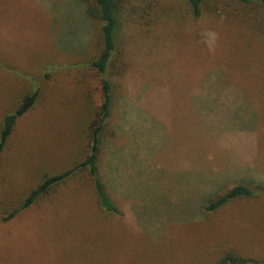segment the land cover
<instances>
[{
    "label": "rangeland",
    "instance_id": "1",
    "mask_svg": "<svg viewBox=\"0 0 264 264\" xmlns=\"http://www.w3.org/2000/svg\"><path fill=\"white\" fill-rule=\"evenodd\" d=\"M122 1L98 162L120 216L83 169L5 222L88 157L102 23L95 0H0V131L38 94L0 155V264H264V5ZM238 185L254 195L206 212Z\"/></svg>",
    "mask_w": 264,
    "mask_h": 264
},
{
    "label": "trees",
    "instance_id": "2",
    "mask_svg": "<svg viewBox=\"0 0 264 264\" xmlns=\"http://www.w3.org/2000/svg\"><path fill=\"white\" fill-rule=\"evenodd\" d=\"M96 8L92 11L89 10L90 16L94 19H99L102 23L101 35L99 42L96 43L97 49L100 47V54L90 65L99 76L101 77L100 86L103 92V103L99 107L96 115V121L90 126L91 131L89 133V154L86 161L78 164L76 168L69 170L68 172L42 179V182L37 185L35 189L31 191L28 197L21 204L20 208L12 212L8 217L4 219L5 222L10 221L17 216L21 211L29 209L36 202L46 196L53 188L58 185L65 183L70 179L76 172L83 169H88L90 176L93 180L96 190L97 201L105 212L106 216L117 217L120 216L121 212L117 208L116 203L113 201L111 195L103 181L98 177L99 173V155H100V144L101 135L105 128L106 121L111 116L112 109V87L111 83L106 79V74L116 50V37L120 28V19L123 12V1L122 0H95ZM186 3L193 16L195 18L200 17L206 0H182ZM239 3L249 4L253 1H258L264 5V0H235ZM38 94L34 93L25 96L17 107L16 111L5 117L2 129L0 131V155L5 150L7 143L13 133V130L18 120L27 114L35 105ZM254 195L251 189L243 186H236L232 189L224 191L220 190L215 194V198L211 204L207 207L206 212H215L221 207H224L230 201L239 198H249ZM220 264H250L249 260L242 259L235 254H227Z\"/></svg>",
    "mask_w": 264,
    "mask_h": 264
},
{
    "label": "crops",
    "instance_id": "3",
    "mask_svg": "<svg viewBox=\"0 0 264 264\" xmlns=\"http://www.w3.org/2000/svg\"><path fill=\"white\" fill-rule=\"evenodd\" d=\"M220 135H222V134H220ZM219 135V136H220ZM167 170L168 171H170L168 168H167ZM170 172H172V171H170ZM172 173H178V171H176V172H172ZM180 173V172H179ZM192 174H190L189 173V176L188 177H190ZM195 175H197V174H195ZM187 177V178H188ZM196 177H191V178H189V179H192L191 181H189V184H191L192 185V183L193 182H196L197 183V180L195 179ZM193 179H195V180H193ZM115 183V182H114ZM116 185H117V183H115ZM182 189V188H181ZM218 190V189H217ZM216 189L215 190H213V189H211L210 191H209V193H211V194H213V196L215 195V194H217L218 192H219V190H218V192L217 193H215L216 191H217ZM188 191L190 192L191 191V189H188ZM215 193V194H214ZM189 195H190V193H188ZM187 197H189V196H186L185 198H187Z\"/></svg>",
    "mask_w": 264,
    "mask_h": 264
}]
</instances>
